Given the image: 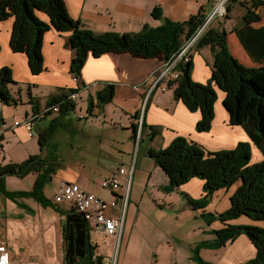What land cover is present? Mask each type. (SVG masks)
<instances>
[{
	"label": "crops",
	"instance_id": "obj_1",
	"mask_svg": "<svg viewBox=\"0 0 264 264\" xmlns=\"http://www.w3.org/2000/svg\"><path fill=\"white\" fill-rule=\"evenodd\" d=\"M64 1L69 14L80 20L83 27L95 33L107 31L136 33L141 31L145 24L159 26L163 22L162 18L184 21L200 11L208 16L218 0ZM229 5L232 7L231 11H228L229 14L223 19H214L211 26L219 29L224 28L229 32V47L240 61L247 65L257 64L258 62L242 44L237 32L244 27L243 16L246 9L238 1L230 0ZM155 8H159L162 18L153 16ZM262 9L264 6L256 9V11L262 14ZM37 14L45 21L50 20L45 12L37 11ZM13 25L14 17L0 20V68L3 66L12 68L14 82L10 83L9 87L13 98L16 100V102L6 104L0 98V122L4 121L9 125L0 134V163L21 162L33 154L42 153L45 155L46 151H42L39 142V133L49 125L50 119L55 117L57 113L53 112L48 117L37 120L32 131L27 129L23 123L12 126L13 122L23 121L32 113L31 97H36L42 108L53 96L63 93L68 88L78 87L83 82L84 87H80L78 97L73 100L78 104L77 107L80 106V111L75 115V118L78 119L81 114L84 115L81 120H84L85 126L96 132L88 135L89 139L86 145H80L81 162L75 166L68 164L66 169L60 166L50 182H54L58 178L57 191L61 182L68 180L80 184L86 190L106 200L115 199L117 208L110 209L108 214L115 211L121 212L124 209L125 198L122 194L129 187L124 225L120 235L121 252L119 250L117 254V264H201L195 258L196 247L204 242L214 241L216 235L213 230L221 228L224 224L219 221L207 224L204 221V226L201 224L198 226L197 224L200 222L197 224L192 223L191 220L182 222L185 217H183L181 209L189 211L188 208H192L182 192H186L194 198L201 197L204 194V180L195 177L178 189L168 191L166 186L169 183V178L151 158L148 150L151 147L156 149L167 147L178 136H185L197 141L212 151L233 148L239 141L249 140L247 132L241 126L230 123L229 114L223 106L225 93L220 89L218 90L213 126L211 130L201 132L196 128L197 122L201 118V112L191 111L182 100H176L174 86H170L166 90L157 87L150 91L152 81L149 78L156 76L163 67L165 61L161 58L139 57L129 52H109L100 57L90 55L82 68L81 80H79L80 78L76 79L71 69L75 52L66 46L70 32H61L51 28L44 35V68L41 72L34 73L30 68L27 53L16 52L11 47ZM250 27L254 29L264 28L263 14L261 21L253 22ZM232 43H235L234 47ZM213 60V51L210 46L194 51L193 79L199 82L208 81L212 75ZM153 78L151 79L153 80ZM109 82L115 83L116 86L113 101L106 104L103 109L95 107L93 114L89 115L87 112L88 97L95 96L97 91ZM82 97H85V102L81 99ZM83 106L84 108H82ZM46 119H49L48 125L43 122ZM142 120L148 125L156 127V131L159 129L160 134L151 138V129L148 128L144 136V133H141ZM65 123L71 132L75 133L78 130L73 125L74 118L72 116H67ZM133 124H138L136 138L133 137ZM84 129L88 130L84 127L83 134H85ZM106 133L108 134L106 135ZM119 137L122 138L119 139ZM144 138L147 143L143 150V156L140 163L136 161L138 163H136L135 173L131 179L130 167L118 156L117 151H120L121 156L127 151L131 154L133 150L131 142L133 141L135 146L138 142L141 145ZM116 141L117 147L113 148ZM71 146L73 148L75 143L71 142ZM254 150L258 151L255 146H253ZM137 168L140 171L138 177L135 178ZM93 174H99L105 178L117 177L121 183V188L117 191L111 189L104 191L103 186H93L91 180ZM16 177H7L8 188L13 182H18L15 181L18 180ZM26 177L33 180V185L36 173H30ZM47 185L44 188V193L47 192ZM13 187H17L16 190H24L17 185H13ZM234 190L235 186L216 191L208 205V210L221 212L227 209L231 205V195ZM146 195H150V197L145 198ZM8 200L15 204L20 202V198L18 200L9 198ZM144 200H146L147 205L152 200L158 201V204L164 209V213H159L157 218L148 217L146 219V229L144 224H140L138 228V221L142 215L141 205L144 204ZM23 201V205L28 203ZM3 203L5 201L0 194V213ZM56 204L60 208L58 212L61 216H68L73 211L67 202ZM62 204H66V207H62ZM41 206L50 210L54 209L51 205L44 206L41 204ZM175 210L180 215L176 219L174 217ZM197 212L201 217L202 209H198ZM59 214L56 218H59ZM56 220H53L55 227ZM252 222L246 216L228 221L232 224ZM90 233L91 242L94 245V254L114 256L118 236L100 235L93 231ZM65 241V239L64 241L61 239L57 243L55 253L57 258H54L52 264H69L65 260L67 251V241ZM104 244L109 247L108 251H102L101 245ZM199 255L210 264H242L256 256V247L245 234H241L219 248L204 246L200 249ZM84 257H76L77 264H80L81 258ZM14 259L30 260L16 256Z\"/></svg>",
	"mask_w": 264,
	"mask_h": 264
},
{
	"label": "trees",
	"instance_id": "obj_2",
	"mask_svg": "<svg viewBox=\"0 0 264 264\" xmlns=\"http://www.w3.org/2000/svg\"><path fill=\"white\" fill-rule=\"evenodd\" d=\"M232 1H238L246 9L243 16L244 27L237 32L244 47L258 63L247 65L240 61L229 47V32L224 28L211 26L212 21L198 38L189 61L177 63L179 78L169 81V85L174 86L176 100H182L191 111L201 112V118L196 125L197 130L201 132L211 130L218 90H222L225 93L223 106L229 114L230 123L241 126L247 132L249 140L239 141L233 148L212 151L197 141L178 136L167 147H151L148 152L167 174L168 191L178 189L195 177L204 180V194L201 197L194 198L186 192L182 194L194 210L202 209L201 217L207 224L219 221L224 226L213 230L216 235L214 241L204 242L196 247L195 258L201 264H210L199 255L202 247L219 248L241 234H245L256 247V256L242 264H264V58L260 57L264 54V28L250 27L253 22L261 21L262 15L256 9L264 6V0ZM231 9V5H228L229 12ZM37 11L45 12L50 20L41 19ZM153 16L162 18L159 8L153 10ZM9 17H14L11 47L16 52L27 53L30 68L34 73H39L44 68L45 33L51 28L70 32L66 46L75 52L71 69L79 80L82 68L90 55L100 57L109 52H129L139 57H159L165 62L170 61L180 53L185 43L207 19L200 11L184 21L162 18L163 22L159 26L145 24L142 30L136 33H95L83 27L80 20L69 14L64 0H0V20ZM205 46H210L213 51L212 75L208 81L199 82L192 76L193 55L194 51H199ZM12 82V68L1 67L0 98L6 104L16 102L9 87ZM80 87H84L83 82L78 87L68 88L53 96L42 108L40 101L31 97L34 123L53 113V110H47L48 107L58 103L60 105L57 115L50 119L49 125L39 133L41 149L46 151V154H33L21 162L0 163V194L12 200L31 197L44 206L51 205L60 211L57 204L54 206L44 193L45 186L52 180L61 164V159L50 148V141L59 127L67 126V115L77 107V103L68 97L71 93L79 92ZM115 88V83H105L95 96H89L88 114L92 115L95 107L103 109L106 104L111 103ZM141 124L142 134L148 128L151 129V138L160 134L159 129L156 131V127L148 125L145 121L142 120ZM133 126V137L136 138L138 124ZM253 146L263 154L258 161H253ZM30 173H36L32 189L11 191L8 188V176L23 178ZM232 186H235V190L231 195V205L221 212L208 210L214 193L223 188L230 189ZM20 205L25 207L23 203ZM241 216H246L253 222L228 223ZM93 249L90 255L85 256L86 261L81 258V262H93ZM77 262L75 259L74 264Z\"/></svg>",
	"mask_w": 264,
	"mask_h": 264
},
{
	"label": "rangeland",
	"instance_id": "obj_3",
	"mask_svg": "<svg viewBox=\"0 0 264 264\" xmlns=\"http://www.w3.org/2000/svg\"><path fill=\"white\" fill-rule=\"evenodd\" d=\"M261 13L264 16V9L261 10ZM261 14V15H262ZM243 24H245L243 20ZM238 42V41H237ZM235 43H232L233 47ZM261 58H264V54H261ZM170 87L169 82L167 83V88ZM166 88V89H167ZM85 96V95H84ZM85 102V97L81 98ZM78 105V104H77ZM82 105V104H81ZM84 108V106L82 107ZM80 106L77 107L73 112H70L67 116L74 118L73 125L76 129H78L75 133L71 132L67 126L59 127V129L56 131L54 136L52 137L50 144L51 149L53 152L58 156V158L61 159V164L63 168H67L68 164L76 165L81 162V149L80 145L87 144L88 141V135L90 133H95L96 131L93 129H88V126H85L84 120H81L80 118H75V115L80 111ZM82 110V109H81ZM57 113V112H55ZM100 120V119H99ZM95 120V121H99ZM101 121V120H100ZM43 122L48 125L49 119L43 120ZM14 123V122H13ZM79 128H77V127ZM7 127L9 125L7 124ZM87 128L88 130H85V134L82 133L83 128ZM148 129L144 131L147 132ZM108 133H106L107 135ZM122 137H119L121 139ZM71 142L75 143V146L72 148ZM147 143V140L141 141L140 143H136V146L134 142L132 141L131 144L133 146V150L131 151V154L127 151L126 154L121 156L120 151H117L118 156L122 158L130 167V176L131 179L134 176L135 173V166L136 163H140L142 156H143V150L145 148V145ZM54 144V145H52ZM117 147V141L113 144V148ZM74 149V150H73ZM97 150V149H95ZM139 155V158L137 159V156ZM263 157V154L254 150L253 151V161H258ZM151 158H153L151 156ZM154 159V158H153ZM155 160V159H154ZM138 161V162H136ZM139 167H141V170H143V167L139 164ZM140 169L137 168L135 178L138 177ZM15 181L13 182L11 187L9 189L11 191H15L17 187H13V185H17L19 188L24 190H30L33 188L31 178L28 177H16ZM105 177H101L99 174H93L92 175V181L93 186H102V182L104 181ZM58 178L54 180V182H50L47 186V194L45 195L50 198L51 202L56 206V203L54 202L58 183ZM14 189V190H12ZM104 190V188H103ZM109 190V189H108ZM104 191H107L106 188ZM4 198L5 203H3V206L1 207V213H0V242L8 246V250L12 257H22L23 259H38L41 260L43 264H52L54 261V258H57L56 256V249H57V243L63 239L64 241V235H63V228L62 223L63 219L66 218L67 215H60L58 211L55 209L50 210L47 208H43L41 204L34 198L31 197H22L20 198V204H22L25 200L28 203H26L24 209L23 206H19L20 204H15L11 200H8L9 197L4 196L1 194ZM150 197V195H146L145 198ZM142 204V215L139 218V224H144L145 229L147 228L146 225V219L148 217L151 218H157L159 213H164V209L158 204V201L152 200L148 205L146 204V200H144ZM62 207H66V204H62ZM55 208V207H54ZM189 211H184L185 209H181L183 212V217H185L183 221L191 220L192 223L197 224L198 226L201 224L202 226L205 225L204 220L199 216L197 210H194L193 208H188ZM171 211V209H170ZM47 212V213H46ZM174 217L175 219L177 217H180L179 214H177V211H174ZM19 214V215H18ZM59 214V218H56ZM56 215V216H55ZM65 217V218H64ZM200 217V218H199ZM56 220V227L54 226L53 220ZM155 220V219H154ZM66 242V241H65ZM64 242V245H65ZM102 251H108L109 247L107 245H101ZM117 253L121 252V238L118 240L116 245ZM86 257L83 258L84 261H86ZM43 260V261H42ZM80 264H84V262H81Z\"/></svg>",
	"mask_w": 264,
	"mask_h": 264
},
{
	"label": "built area",
	"instance_id": "obj_4",
	"mask_svg": "<svg viewBox=\"0 0 264 264\" xmlns=\"http://www.w3.org/2000/svg\"><path fill=\"white\" fill-rule=\"evenodd\" d=\"M230 0H218L215 3L213 11L208 14L205 24L199 28V30L185 43L180 53H178L170 61L164 62L161 70L156 76H150L149 80L152 81L150 91L160 87L162 90H166L167 83L171 80L179 78V71L176 69V65L179 61H189L194 47L198 41V38L207 28V26L216 18H225L228 14V5ZM153 78V80L151 79ZM76 79H78L76 77ZM78 97V93L74 92L69 95V99L74 100ZM59 103L53 104L48 107L47 110H53L57 112L59 110ZM84 115H80L83 117ZM35 115L30 114L23 121H15L12 126H18L21 123L32 131L34 125ZM7 124L4 121L0 122V134L7 129ZM102 186L112 191H117L121 188V183L117 177L105 178L102 182ZM128 188L125 193L122 194L125 198V207L121 212L115 211L112 214H108L110 209L117 208V202L115 199L106 200L103 197L90 192L83 188L80 184L68 180L61 182L60 188L56 192L54 202L64 203L67 202L71 205L74 213L79 214L83 221L86 223V227L93 232L100 235H114L120 239L121 232L124 225V217L127 199L129 196ZM121 195V196H122ZM118 239V240H119ZM97 254L93 255V263L96 264ZM0 264H43L38 259L31 260H18L14 259L8 250V246L0 244ZM100 264H117V250H115L114 256H102Z\"/></svg>",
	"mask_w": 264,
	"mask_h": 264
},
{
	"label": "water",
	"instance_id": "obj_5",
	"mask_svg": "<svg viewBox=\"0 0 264 264\" xmlns=\"http://www.w3.org/2000/svg\"><path fill=\"white\" fill-rule=\"evenodd\" d=\"M67 222L71 223V229L68 234L66 233ZM74 226L76 227V231ZM62 228L64 239L67 241L65 260L69 264H74L76 257H84L86 254L90 255L92 253L91 234L86 227V223L79 214H69L65 219H63ZM85 247L87 248V251ZM101 260L102 258L99 256L96 264H100Z\"/></svg>",
	"mask_w": 264,
	"mask_h": 264
},
{
	"label": "flooded vegetation",
	"instance_id": "obj_6",
	"mask_svg": "<svg viewBox=\"0 0 264 264\" xmlns=\"http://www.w3.org/2000/svg\"><path fill=\"white\" fill-rule=\"evenodd\" d=\"M70 229H71V223L70 222H67L66 223V233L68 234L70 232ZM74 229L76 231V227L74 226ZM92 243V242H91ZM93 243H92V248H93ZM87 247V246H86ZM85 247L86 251H87V248Z\"/></svg>",
	"mask_w": 264,
	"mask_h": 264
},
{
	"label": "clouds",
	"instance_id": "obj_7",
	"mask_svg": "<svg viewBox=\"0 0 264 264\" xmlns=\"http://www.w3.org/2000/svg\"><path fill=\"white\" fill-rule=\"evenodd\" d=\"M78 93V92H77ZM54 112V111H53ZM84 117V116H83ZM83 117H80V119L81 118H83ZM72 213H74V211H72ZM88 229V228H87ZM89 230V229H88ZM90 231V230H89ZM91 232V231H90ZM91 234V233H90ZM64 235V234H63ZM93 249V248H92ZM118 254V253H117ZM101 258H102V256H100ZM31 260V259H30ZM93 263V262H92Z\"/></svg>",
	"mask_w": 264,
	"mask_h": 264
}]
</instances>
